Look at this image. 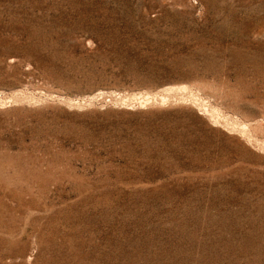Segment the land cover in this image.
I'll return each mask as SVG.
<instances>
[{
  "label": "rangeland",
  "instance_id": "rangeland-1",
  "mask_svg": "<svg viewBox=\"0 0 264 264\" xmlns=\"http://www.w3.org/2000/svg\"><path fill=\"white\" fill-rule=\"evenodd\" d=\"M0 264H264V0H0Z\"/></svg>",
  "mask_w": 264,
  "mask_h": 264
},
{
  "label": "bare ground",
  "instance_id": "bare-ground-1",
  "mask_svg": "<svg viewBox=\"0 0 264 264\" xmlns=\"http://www.w3.org/2000/svg\"><path fill=\"white\" fill-rule=\"evenodd\" d=\"M214 112V111H213ZM217 118V117H216Z\"/></svg>",
  "mask_w": 264,
  "mask_h": 264
}]
</instances>
